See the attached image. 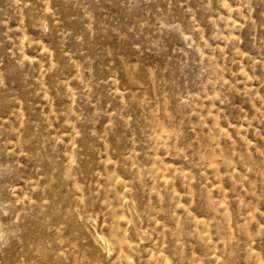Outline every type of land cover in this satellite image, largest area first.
I'll return each mask as SVG.
<instances>
[{
    "label": "rangeland",
    "instance_id": "rangeland-1",
    "mask_svg": "<svg viewBox=\"0 0 264 264\" xmlns=\"http://www.w3.org/2000/svg\"><path fill=\"white\" fill-rule=\"evenodd\" d=\"M0 264H264V0H0Z\"/></svg>",
    "mask_w": 264,
    "mask_h": 264
}]
</instances>
